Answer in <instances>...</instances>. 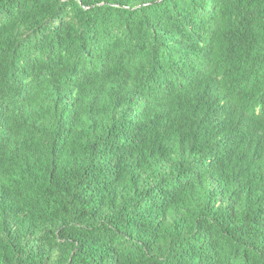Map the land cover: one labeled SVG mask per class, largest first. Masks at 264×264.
<instances>
[{"label": "trees", "instance_id": "1", "mask_svg": "<svg viewBox=\"0 0 264 264\" xmlns=\"http://www.w3.org/2000/svg\"><path fill=\"white\" fill-rule=\"evenodd\" d=\"M0 264H264V0H0Z\"/></svg>", "mask_w": 264, "mask_h": 264}]
</instances>
